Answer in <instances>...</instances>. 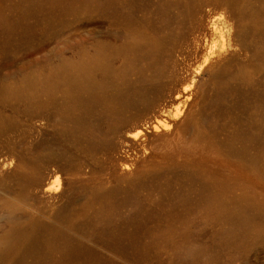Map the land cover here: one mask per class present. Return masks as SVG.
<instances>
[{"label":"rangeland","instance_id":"1","mask_svg":"<svg viewBox=\"0 0 264 264\" xmlns=\"http://www.w3.org/2000/svg\"><path fill=\"white\" fill-rule=\"evenodd\" d=\"M0 254L264 264V0H0Z\"/></svg>","mask_w":264,"mask_h":264},{"label":"bare ground","instance_id":"2","mask_svg":"<svg viewBox=\"0 0 264 264\" xmlns=\"http://www.w3.org/2000/svg\"><path fill=\"white\" fill-rule=\"evenodd\" d=\"M59 2L62 3V1H59ZM218 19H220V18H217V20ZM216 23H217V21L215 20L214 21V28H213L214 32H216V30H217ZM71 67L72 66L70 64H67V65L64 66V68H66V69H71ZM86 68L87 67H85V68L83 67L82 70L85 71ZM74 74H75V72L71 75L70 78L65 77L64 74H63V76L66 78L65 81H66V83H69L70 88L72 87L71 86L72 84L70 82H72ZM85 86H86L85 84H82V86H80V88L78 90H81L82 87L85 88ZM172 99L173 98H171V100L169 102V107L171 109L170 112L175 113L174 114V119L172 121L169 122L166 119L165 115H159V117L156 118V121L153 124H148L145 127H141V128H139L138 125H135L133 128L130 129V133L127 135V140L128 141L129 140L130 141H136V140H138L140 138L150 137L151 133L154 135L155 133H167V132L171 131L172 128H174L177 125L176 124V120L179 118V116H181L183 114L181 112V110H180V107H182L184 105H187V103L192 99V95H190L188 93V87H186L184 89V91H183V96L180 94L175 99H173V100ZM182 100H184V101H182ZM53 178H54V175L50 176V178L48 179V182H47L48 184L46 183L47 184V189L45 190V192L48 193V194L49 193H53V192H55V191H57L59 189L58 178H55L54 180H53ZM14 238H15V236H14ZM6 239H7V237H6ZM11 240H13V239H11ZM8 242L9 241H6V244H9L11 241L9 243ZM2 243L5 245L4 242H2ZM2 243H1V245H2Z\"/></svg>","mask_w":264,"mask_h":264},{"label":"water","instance_id":"3","mask_svg":"<svg viewBox=\"0 0 264 264\" xmlns=\"http://www.w3.org/2000/svg\"><path fill=\"white\" fill-rule=\"evenodd\" d=\"M171 98L170 97H167L165 99L162 100V104L159 105V106H156L152 109H150L149 111H147L144 115H142L140 118H139V122L137 123L138 127L141 128V127H145L146 125L148 124H153L155 121H156V118L159 117L160 115V112L162 110V108L165 106V105H168L169 102H170ZM133 127V126H131ZM130 128V127H129ZM127 128L123 133H122V136H121V140L123 142H126L127 141V135L130 133V129ZM155 136H152L151 138H153ZM119 152H122V150H119Z\"/></svg>","mask_w":264,"mask_h":264}]
</instances>
